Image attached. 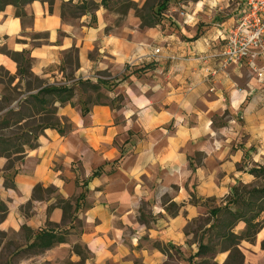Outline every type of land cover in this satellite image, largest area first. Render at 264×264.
I'll use <instances>...</instances> for the list:
<instances>
[{"label":"crops","instance_id":"obj_1","mask_svg":"<svg viewBox=\"0 0 264 264\" xmlns=\"http://www.w3.org/2000/svg\"><path fill=\"white\" fill-rule=\"evenodd\" d=\"M242 5L185 0L161 24L118 34L98 19L65 22L59 9L36 1L24 8L31 20L24 27L5 6L0 46L25 52L34 74L46 76L76 50L75 79L120 80L109 93L116 104L87 113L59 106L67 133L44 129L32 145L0 156V233L27 247L43 231L65 232L64 243L44 252L78 243L87 264H162L159 246L196 248L191 230L208 228L209 210L233 187L255 185L250 169L264 166V81L246 62L222 58ZM0 67L17 72L1 53ZM61 201L70 206L66 222ZM262 240L264 228L254 244Z\"/></svg>","mask_w":264,"mask_h":264},{"label":"rangeland","instance_id":"obj_2","mask_svg":"<svg viewBox=\"0 0 264 264\" xmlns=\"http://www.w3.org/2000/svg\"><path fill=\"white\" fill-rule=\"evenodd\" d=\"M185 0H37L50 9L60 10L65 22L77 23L82 18L83 24L95 26L97 19L105 26L107 32L118 34L122 30H145L148 22L161 24L171 11L172 7H179ZM14 0H0V8L6 4H14ZM9 5V6H11ZM12 7V6H11ZM14 8V7H13ZM15 9V8H14ZM184 11V8L180 9ZM23 26L30 25L31 20L25 16ZM45 35H30L28 39L44 38ZM0 53L4 54L17 66V72L11 74L4 67H0V156L10 157L22 149L24 145H32V141L44 130L47 123L57 122V111L60 106L55 97L44 96L47 105H39L35 97L45 88L70 87L73 90V107L82 112L89 110L95 104L114 105L119 97L109 95L119 83L120 78L109 79V76L99 74L96 81L92 76L75 79L73 71L77 66V52L72 50L64 55L61 65H55L47 71L46 76H38L31 70L34 63L25 52L19 56L10 50L9 46H0ZM55 102V103H54ZM67 105V104H66ZM252 169H262L264 166ZM256 187H264V179L254 182ZM241 185V184H240ZM67 220V219H66ZM205 222L206 219H203ZM66 222V221H65ZM196 227V226H195ZM192 229V228H191ZM194 229V226H193ZM193 231V242L185 253L174 247L159 248L167 259L162 264H196L198 260L191 259L201 233ZM240 231V230H236ZM67 233L63 232V235ZM76 241L75 237H71ZM264 242V240H262ZM261 241V242H262ZM260 242V244H261ZM245 261L249 264H264V249L255 244L242 243L240 247ZM173 252L175 260L173 259ZM227 253L216 255L215 262L224 264ZM225 257V259H223ZM89 254L78 243L68 247L53 249L49 253L29 250L23 245V239L14 234L0 233V264H87ZM244 261V263H245ZM136 264H139L138 262Z\"/></svg>","mask_w":264,"mask_h":264},{"label":"trees","instance_id":"obj_3","mask_svg":"<svg viewBox=\"0 0 264 264\" xmlns=\"http://www.w3.org/2000/svg\"><path fill=\"white\" fill-rule=\"evenodd\" d=\"M35 1L37 0H14V4H6L5 6L14 7L16 18L22 19L26 16L24 8ZM5 6L0 8V11ZM144 25L151 28L155 23L148 22ZM14 54L15 56L20 55L19 53ZM44 96L55 97V102L59 103L60 106L67 104L73 107L74 93L70 87L42 89L40 96L35 97L39 105L49 104V101L44 100ZM88 111L85 110L82 113ZM47 128L58 129L59 133L64 135L69 131L70 125L66 119H57L54 124L47 123L44 129ZM250 174L257 179H264V170L262 169H252ZM61 203L66 205L62 207L63 222H65L66 219L71 218L69 215L70 206L67 202L61 201ZM206 220H210L211 224L208 228L200 231L197 251L190 258L198 260L196 264H217L214 261L216 255L227 253L228 256L224 264H244L245 258L240 250L241 244H254L257 234L264 228V187L242 184L233 187L232 193L223 204L209 210ZM239 224H243L244 228L237 232L236 228ZM64 242V235L56 234L53 230H47L41 232L26 248L40 253ZM260 246L261 249H264V242H261Z\"/></svg>","mask_w":264,"mask_h":264},{"label":"built area","instance_id":"obj_4","mask_svg":"<svg viewBox=\"0 0 264 264\" xmlns=\"http://www.w3.org/2000/svg\"><path fill=\"white\" fill-rule=\"evenodd\" d=\"M222 58L226 65L246 62L257 80L264 81V0H243L224 41Z\"/></svg>","mask_w":264,"mask_h":264}]
</instances>
